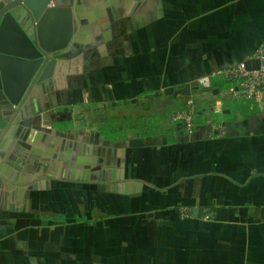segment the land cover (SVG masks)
<instances>
[{"label": "crops", "instance_id": "0c3cea01", "mask_svg": "<svg viewBox=\"0 0 264 264\" xmlns=\"http://www.w3.org/2000/svg\"><path fill=\"white\" fill-rule=\"evenodd\" d=\"M121 6L113 25H91L83 70L59 66L34 104L22 135L49 137L5 158L31 180L21 160L36 156L54 178L15 197L0 186V264H264V97L242 106L218 74L264 44V0ZM207 75L211 89L175 95ZM189 100L190 134L173 119Z\"/></svg>", "mask_w": 264, "mask_h": 264}, {"label": "water", "instance_id": "95a60500", "mask_svg": "<svg viewBox=\"0 0 264 264\" xmlns=\"http://www.w3.org/2000/svg\"><path fill=\"white\" fill-rule=\"evenodd\" d=\"M123 2L108 0L107 4L111 5L98 10V14H89L92 8L86 5V15L82 4H87L88 0H0V186L7 190L4 192L6 198L15 197L16 188L19 192L31 191L38 189L41 181L54 178V172L44 174L47 164L36 156L29 160L20 159L23 167L33 166L28 170L33 174L31 180L20 174L21 169L18 174L14 168L9 169L5 158L14 152L13 145L17 150V146L23 143L32 151L34 149L26 143L32 139L37 144L43 143L49 137L42 134L38 138V133L28 138L22 135L26 136L28 131L35 129L32 127L35 121L32 120V125L25 124L40 109L34 104L54 91L53 78L59 66L75 62L78 70H83L84 62L96 44L91 25L99 23L104 29L108 27L107 23L113 25L123 12ZM107 17L108 20L100 22ZM97 41L107 47L103 36ZM245 65L248 69L256 68L259 60L247 59ZM198 87L199 81L187 83L175 95L190 96ZM100 151L98 148V153ZM86 153H89V147ZM81 161L83 158H79ZM55 166L60 168L57 164ZM76 166L70 165L66 173ZM16 203L20 205L19 201ZM14 205L9 208L16 209Z\"/></svg>", "mask_w": 264, "mask_h": 264}, {"label": "built area", "instance_id": "2783aa9c", "mask_svg": "<svg viewBox=\"0 0 264 264\" xmlns=\"http://www.w3.org/2000/svg\"><path fill=\"white\" fill-rule=\"evenodd\" d=\"M249 59H258L259 66L248 69L243 61L234 67L220 70L218 74L232 83L229 93L233 98L260 102L264 97V44L259 45ZM199 85L204 89H211V77L208 75L201 77ZM195 111V103L189 100L185 109L173 116L174 121L184 126L189 134L194 130ZM181 213L183 216L188 214L184 209H181Z\"/></svg>", "mask_w": 264, "mask_h": 264}, {"label": "rangeland", "instance_id": "374dc122", "mask_svg": "<svg viewBox=\"0 0 264 264\" xmlns=\"http://www.w3.org/2000/svg\"><path fill=\"white\" fill-rule=\"evenodd\" d=\"M218 80H223V79H222V78H221V79L218 78ZM226 82H227V81L224 82V85H226ZM238 101H240V102H238V103H240L242 106L244 105V102H246L245 99H241V100H238ZM242 101H243V102H242ZM197 117H199V116H196V118H197ZM196 118H195V121H196Z\"/></svg>", "mask_w": 264, "mask_h": 264}]
</instances>
